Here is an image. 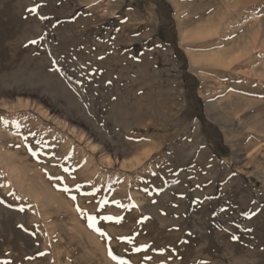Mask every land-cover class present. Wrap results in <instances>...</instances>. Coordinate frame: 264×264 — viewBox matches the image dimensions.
Here are the masks:
<instances>
[{
  "label": "rangeland",
  "instance_id": "1",
  "mask_svg": "<svg viewBox=\"0 0 264 264\" xmlns=\"http://www.w3.org/2000/svg\"><path fill=\"white\" fill-rule=\"evenodd\" d=\"M0 228V264H264V0H0Z\"/></svg>",
  "mask_w": 264,
  "mask_h": 264
},
{
  "label": "snow or ice",
  "instance_id": "2",
  "mask_svg": "<svg viewBox=\"0 0 264 264\" xmlns=\"http://www.w3.org/2000/svg\"><path fill=\"white\" fill-rule=\"evenodd\" d=\"M29 11L35 13V12H37V9L36 8H31V9H29ZM41 18L43 19L44 17H41ZM30 151H31V149H30ZM33 155H36V153L33 152ZM65 191H68V189L65 188ZM21 210H23V209H21ZM103 219L104 220H108V221H113L114 220L116 223H120L122 221L123 217L104 216ZM89 221H90V226L95 228L96 217H89ZM96 230L99 231V229H96ZM101 235H105V234L101 233ZM126 239H127L128 243H132L133 242L132 238H130V237L126 238ZM136 250L139 251L140 249L137 248ZM113 259L115 260V259H118V258L116 256H113ZM5 264H11V262L10 261H6ZM120 264H126V262L123 261V260H120Z\"/></svg>",
  "mask_w": 264,
  "mask_h": 264
},
{
  "label": "bare ground",
  "instance_id": "3",
  "mask_svg": "<svg viewBox=\"0 0 264 264\" xmlns=\"http://www.w3.org/2000/svg\"><path fill=\"white\" fill-rule=\"evenodd\" d=\"M214 60H215V62H217V63H219V62H221L222 61V58L220 57V56H216L215 58H214ZM141 130V129H140ZM157 131V130H156ZM85 136V135H84ZM85 138V137H84ZM165 143V142H164ZM3 144V143H2ZM20 147V146H19ZM14 149V148H13ZM102 149H103V147H102ZM101 149V150H102ZM260 154V153H259ZM141 155V154H140ZM144 158V157H143ZM136 161V160H135ZM141 161V160H140ZM254 162V161H253ZM252 162V163H253ZM6 164V163H5ZM17 164V163H16ZM12 165V164H11ZM212 166V165H211ZM255 166V165H254ZM13 167V166H12ZM263 168V167H262ZM14 170V169H13ZM39 171V170H38ZM213 171V170H212ZM244 172V171H243ZM261 173V172H260ZM263 173V172H262ZM17 175V174H16ZM248 175V174H247ZM12 177H13V175H12ZM18 177V176H17ZM206 177V176H205ZM211 177V176H210ZM221 177V176H220ZM24 178V176H20V178H18L19 179V181H20V179H21V185H22V187L24 186V183H25V179H23ZM11 178H9V180H10ZM19 181H17V182H19ZM14 184V183H13ZM19 184V183H18ZM18 187V186H17ZM32 186L30 187V189H29V191H32ZM20 191V190H19ZM210 191H212V190H210ZM10 193H11V191H10ZM208 193H210V192H208ZM212 193V192H211ZM7 194V193H6ZM189 194V193H188ZM25 195V194H24ZM23 197V196H22ZM190 198V197H189ZM188 198V199H189ZM206 198V197H205ZM17 199H18V197H17ZM28 199V198H27ZM38 199V195H37V198H36V200ZM207 199V198H206ZM22 201V200H21ZM37 202V204H39V203H41V202H39V201H36ZM39 202V203H38ZM206 203V202H205ZM26 204V203H25ZM208 205H209V203H208ZM207 205V206H208ZM40 206V205H39ZM210 206V205H209ZM43 207V206H42ZM82 208V207H81ZM148 208V207H147ZM10 209V208H9ZM36 211V210H35ZM12 212H14V211H12ZM30 212V211H29ZM41 219V218H40ZM25 220V219H24ZM84 220V219H83ZM82 220V221H83ZM5 222V221H4ZM86 222V221H85ZM107 222V221H106ZM38 223V222H37ZM78 224V223H77ZM105 224V223H104ZM42 225H43V223H42ZM89 226V225H88ZM1 229V228H0ZM20 229V228H19ZM107 229V228H106ZM3 230H5V229H3ZM38 230V229H37ZM86 231V230H85ZM88 231V230H87ZM92 231H93V229H92ZM50 232V231H49ZM30 234V233H29ZM93 235V234H92ZM50 240H51V237H50ZM36 242V241H35ZM49 243V242H48ZM57 243V242H56ZM90 244V243H89ZM7 246V245H6ZM244 252V251H243ZM13 253V252H12ZM28 254V253H27ZM240 255H242V254H240ZM242 256H246V255H242ZM15 258V257H14ZM242 258V257H241ZM240 258V259H241ZM10 260V259H9ZM242 260V259H241ZM240 260V261H241ZM11 261V260H10ZM19 263V262H18ZM24 263V262H23ZM242 264H243V262H241Z\"/></svg>",
  "mask_w": 264,
  "mask_h": 264
},
{
  "label": "trees",
  "instance_id": "4",
  "mask_svg": "<svg viewBox=\"0 0 264 264\" xmlns=\"http://www.w3.org/2000/svg\"><path fill=\"white\" fill-rule=\"evenodd\" d=\"M178 53H179V52H178ZM178 53H177V54H178ZM178 55H179V57H180L181 59L183 58V57H181V55H180V54H178Z\"/></svg>",
  "mask_w": 264,
  "mask_h": 264
}]
</instances>
